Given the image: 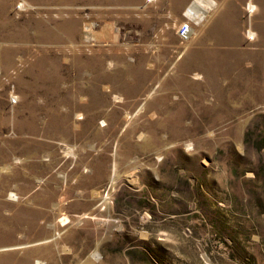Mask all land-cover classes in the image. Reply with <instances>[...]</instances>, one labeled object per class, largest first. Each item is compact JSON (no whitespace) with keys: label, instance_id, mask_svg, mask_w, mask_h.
I'll return each mask as SVG.
<instances>
[{"label":"rangeland","instance_id":"rangeland-1","mask_svg":"<svg viewBox=\"0 0 264 264\" xmlns=\"http://www.w3.org/2000/svg\"><path fill=\"white\" fill-rule=\"evenodd\" d=\"M192 1L0 0V264H264V0Z\"/></svg>","mask_w":264,"mask_h":264},{"label":"bare ground","instance_id":"bare-ground-1","mask_svg":"<svg viewBox=\"0 0 264 264\" xmlns=\"http://www.w3.org/2000/svg\"><path fill=\"white\" fill-rule=\"evenodd\" d=\"M171 2V1H170ZM215 5V0H193L190 5L186 8V15L189 16L196 23L203 21L205 13H207L213 6ZM170 6V5H169ZM217 6V5H216ZM184 8V7H183ZM248 9L250 11L255 9V5L249 3ZM218 11V10H217ZM208 14V13H207ZM178 15V14H177ZM256 18V17H255ZM179 19V18H178ZM198 26V25H197ZM256 27V26H255ZM263 29V28H262ZM240 30V29H239ZM193 31L190 29V33ZM196 32V31H195ZM249 34L252 32L248 31ZM86 37H91V29H86L85 31ZM253 35V34H252ZM85 36V35H84ZM261 38V37H260ZM251 41V40H250ZM249 44V43H248ZM198 67V66H197ZM203 68V67H202ZM207 73V72H206ZM264 77V76H263ZM140 109V108H139ZM7 248V247H6ZM3 252V251H2ZM96 256V255H95Z\"/></svg>","mask_w":264,"mask_h":264},{"label":"built area","instance_id":"built-area-1","mask_svg":"<svg viewBox=\"0 0 264 264\" xmlns=\"http://www.w3.org/2000/svg\"><path fill=\"white\" fill-rule=\"evenodd\" d=\"M190 24L188 22H183L181 24H179L178 28H177V35L178 37L184 39H187L189 34H190Z\"/></svg>","mask_w":264,"mask_h":264}]
</instances>
